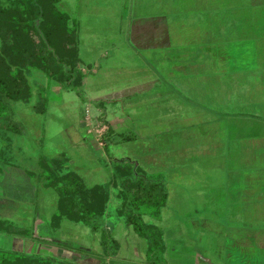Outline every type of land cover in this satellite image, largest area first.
<instances>
[{
    "label": "rangeland",
    "instance_id": "374dc122",
    "mask_svg": "<svg viewBox=\"0 0 264 264\" xmlns=\"http://www.w3.org/2000/svg\"><path fill=\"white\" fill-rule=\"evenodd\" d=\"M135 1L128 11L124 0H59L58 7L70 17L69 26H77L78 69L84 80L80 88L69 89L42 71L30 70L31 100L11 103L25 131L6 133L9 143L0 138V169L7 174L16 169L31 172V183L24 180L35 188V195L26 197L22 177L17 178L20 184L8 190L0 188V197L20 199L19 215L11 223L26 230L24 236L0 233V250L26 253L27 238L48 239L49 244L66 246L71 252L70 261L57 259L68 264H79L72 255L76 252L96 264H103L104 259L106 264L121 260L130 264H228L227 248L232 254L234 246L248 236L263 239L264 198L255 203L261 194H249L248 175L263 168L264 162L254 164L245 141L241 147H231L226 140L223 156L221 145L207 138L205 128L214 123L201 121L199 100L170 81L179 68L165 71L134 47L124 26L129 33V23L144 14ZM13 4L14 0H0V8ZM163 7L168 9L162 13L170 17L173 46L188 47V15L177 3H163ZM176 16L186 23L183 29L173 27ZM107 43L113 45L105 51ZM44 108L47 112L38 115ZM72 126L85 137L87 147L72 138ZM129 132L137 136L135 142H114L117 135ZM59 157L66 158V170L78 172L87 186H107L106 210L97 222L118 242L115 257L105 258L100 242L93 241L100 232L68 220L59 226L53 221L58 195L43 187L40 160ZM133 166L161 180L168 193L159 217H143L148 227L158 230L163 244L162 252L149 257V242L127 223L128 210L116 184V173ZM219 246L226 248L225 259L218 255ZM51 252L28 254L52 258ZM256 255L259 261L260 254Z\"/></svg>",
    "mask_w": 264,
    "mask_h": 264
},
{
    "label": "crops",
    "instance_id": "0c3cea01",
    "mask_svg": "<svg viewBox=\"0 0 264 264\" xmlns=\"http://www.w3.org/2000/svg\"><path fill=\"white\" fill-rule=\"evenodd\" d=\"M167 1H135L139 3V11L143 9L144 14L136 16L129 23V33L125 23L124 30L130 41L154 65L165 71L168 67L179 68L170 81L183 87L188 97L199 100L201 121L206 124L214 123L204 129L207 138L221 145L223 156L226 155V142L230 141L231 147H241L245 141L254 164L264 162V0ZM124 3L129 11L132 0H124ZM163 3H177L188 15V47L173 46L170 17L162 13L163 10H168L163 7ZM178 18L172 17L178 21L173 27L183 29L186 23L179 22ZM112 45L107 43L105 51ZM174 123L173 126H176L177 122ZM70 130L72 138L78 141L80 147L88 146L89 143L84 141L85 137L77 132L79 130L76 127L72 126ZM248 176L251 179L249 194L252 193L254 197L261 194L255 197L256 203L258 199L264 198V165ZM1 177L0 188L3 190L20 184L17 180L19 177L31 181L24 170L18 169L11 174L3 171ZM29 182L24 180V193L26 197L28 195L29 199H33L35 188ZM250 186L254 188L253 191ZM260 187L263 191L258 192L257 188ZM19 201L15 197L2 195L0 219L13 222L12 218L19 215ZM255 206L257 208L258 205ZM257 211L260 212L259 209ZM26 240L27 254L35 251L48 252L50 249L52 258L70 261L68 255L71 252L66 250V246L60 248L42 241L48 239ZM93 241L99 243L100 235L94 236ZM233 249L236 252L229 254L231 250L227 248L229 253L226 258H231L228 264H238L241 260L243 264H264V236L262 240L248 236ZM84 250L94 251L93 248ZM217 250L220 258L225 259L226 248L219 246ZM256 254H260L259 261ZM72 255H76L79 264H96L82 253ZM130 263L121 260L114 264Z\"/></svg>",
    "mask_w": 264,
    "mask_h": 264
},
{
    "label": "trees",
    "instance_id": "16d2710c",
    "mask_svg": "<svg viewBox=\"0 0 264 264\" xmlns=\"http://www.w3.org/2000/svg\"><path fill=\"white\" fill-rule=\"evenodd\" d=\"M58 5L59 0H14L13 5L0 8V37L3 39L0 47V138L7 140V143L9 138L6 133L22 134L25 131V125L15 119L11 103H27L31 100L32 91L27 78L30 70L42 71L48 78L60 81L69 89L82 86L84 77L78 69L77 26H69L70 17ZM46 112L47 108H44L38 115ZM136 140L137 136L129 132L117 135L114 142L118 144ZM66 162L65 157L40 160L39 178L43 187L55 190L58 195L53 221L59 226L63 220H68L100 232V246L105 258L115 257L118 254V242L97 222L106 210L109 199L107 186H87L78 172L66 170ZM133 167L119 170L116 184L128 210L125 212L127 223L132 225L137 235L149 242V257L154 252H162L163 244L158 230L148 227L143 217H159L166 205L168 193L161 180L141 174ZM2 172L0 169V174ZM30 173L26 172L29 177ZM0 233L24 236L26 230L0 219ZM105 261H102L103 264H106ZM29 262L68 264L56 258L0 250V264Z\"/></svg>",
    "mask_w": 264,
    "mask_h": 264
}]
</instances>
